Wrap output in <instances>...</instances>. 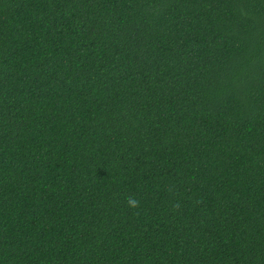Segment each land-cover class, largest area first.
<instances>
[{
  "label": "trees",
  "instance_id": "16d2710c",
  "mask_svg": "<svg viewBox=\"0 0 264 264\" xmlns=\"http://www.w3.org/2000/svg\"><path fill=\"white\" fill-rule=\"evenodd\" d=\"M0 264H264V0H0Z\"/></svg>",
  "mask_w": 264,
  "mask_h": 264
},
{
  "label": "clouds",
  "instance_id": "9594fccd",
  "mask_svg": "<svg viewBox=\"0 0 264 264\" xmlns=\"http://www.w3.org/2000/svg\"><path fill=\"white\" fill-rule=\"evenodd\" d=\"M128 204L130 207H137L139 205V201L133 200L131 198H128Z\"/></svg>",
  "mask_w": 264,
  "mask_h": 264
}]
</instances>
